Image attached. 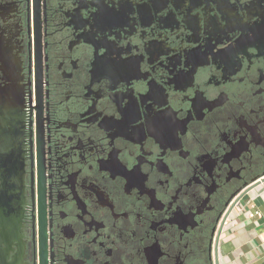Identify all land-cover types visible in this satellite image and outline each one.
Masks as SVG:
<instances>
[{"label": "flooded vegetation", "instance_id": "flooded-vegetation-1", "mask_svg": "<svg viewBox=\"0 0 264 264\" xmlns=\"http://www.w3.org/2000/svg\"><path fill=\"white\" fill-rule=\"evenodd\" d=\"M262 173L264 0H0V264H213Z\"/></svg>", "mask_w": 264, "mask_h": 264}, {"label": "crops", "instance_id": "crops-1", "mask_svg": "<svg viewBox=\"0 0 264 264\" xmlns=\"http://www.w3.org/2000/svg\"><path fill=\"white\" fill-rule=\"evenodd\" d=\"M257 183L226 218L217 246L218 264H264V173ZM253 211L259 216L250 217Z\"/></svg>", "mask_w": 264, "mask_h": 264}, {"label": "water", "instance_id": "water-1", "mask_svg": "<svg viewBox=\"0 0 264 264\" xmlns=\"http://www.w3.org/2000/svg\"><path fill=\"white\" fill-rule=\"evenodd\" d=\"M32 3H34V7H35L37 4V0H32ZM254 187L255 186H250V187L245 188L244 190H242V192L239 194L238 197H234L235 194L231 195L227 199V203L225 204V207H224V212L217 218V223H216L215 229L213 230V234H212L213 238L215 239L214 240L215 241L214 242V250H213L214 264H218L217 246H218V242H219V236L221 234L224 223L226 222V218L232 213V211L236 208V206L239 205L240 200L248 192L253 190ZM210 255H211V253H210ZM39 261H40V264H45L44 257L42 256L41 253L39 255Z\"/></svg>", "mask_w": 264, "mask_h": 264}, {"label": "built area", "instance_id": "built-area-1", "mask_svg": "<svg viewBox=\"0 0 264 264\" xmlns=\"http://www.w3.org/2000/svg\"><path fill=\"white\" fill-rule=\"evenodd\" d=\"M249 216L250 217H258L259 216V212L253 211Z\"/></svg>", "mask_w": 264, "mask_h": 264}]
</instances>
